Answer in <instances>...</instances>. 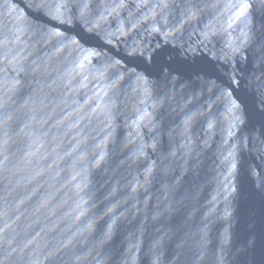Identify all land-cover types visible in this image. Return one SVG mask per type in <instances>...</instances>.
<instances>
[{
    "label": "water",
    "instance_id": "95a60500",
    "mask_svg": "<svg viewBox=\"0 0 264 264\" xmlns=\"http://www.w3.org/2000/svg\"><path fill=\"white\" fill-rule=\"evenodd\" d=\"M0 264H264V0H0Z\"/></svg>",
    "mask_w": 264,
    "mask_h": 264
}]
</instances>
